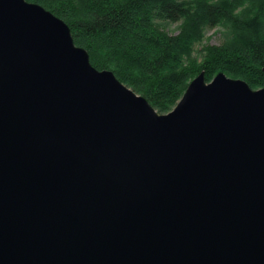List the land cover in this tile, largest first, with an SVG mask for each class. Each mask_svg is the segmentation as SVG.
Here are the masks:
<instances>
[{"label":"water","instance_id":"water-1","mask_svg":"<svg viewBox=\"0 0 264 264\" xmlns=\"http://www.w3.org/2000/svg\"><path fill=\"white\" fill-rule=\"evenodd\" d=\"M0 264H264V88L200 72L158 114L0 0Z\"/></svg>","mask_w":264,"mask_h":264},{"label":"trees","instance_id":"trees-1","mask_svg":"<svg viewBox=\"0 0 264 264\" xmlns=\"http://www.w3.org/2000/svg\"><path fill=\"white\" fill-rule=\"evenodd\" d=\"M25 1L60 19L94 69L110 71L158 114L200 72L205 82L221 73L264 88V0ZM166 23H178L176 35L164 32ZM220 26L222 42L194 58L204 30Z\"/></svg>","mask_w":264,"mask_h":264},{"label":"rangeland","instance_id":"rangeland-1","mask_svg":"<svg viewBox=\"0 0 264 264\" xmlns=\"http://www.w3.org/2000/svg\"><path fill=\"white\" fill-rule=\"evenodd\" d=\"M28 3H30V2H28ZM177 26H178V23H166L163 25V30L166 34L173 36V35L177 34V31H178ZM222 29L223 28L221 26L215 27L213 29H205L203 32V36L201 38V41L198 44L194 45V47H193L192 56L198 60L199 56H200L199 55L200 53L198 51L200 50V48L202 46H204V45H210V46L219 45L223 40V33H222L223 30ZM227 78H229V77H227ZM230 79H233V78H230ZM251 90H256V89H251Z\"/></svg>","mask_w":264,"mask_h":264}]
</instances>
